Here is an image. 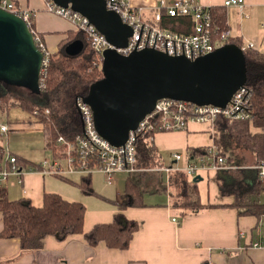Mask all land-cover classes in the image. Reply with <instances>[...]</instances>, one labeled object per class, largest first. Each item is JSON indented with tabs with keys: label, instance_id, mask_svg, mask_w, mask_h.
Masks as SVG:
<instances>
[{
	"label": "crops",
	"instance_id": "1",
	"mask_svg": "<svg viewBox=\"0 0 264 264\" xmlns=\"http://www.w3.org/2000/svg\"><path fill=\"white\" fill-rule=\"evenodd\" d=\"M8 1L12 2L17 10L34 12L31 23L33 30L49 54L58 51L60 43L67 38L68 33L75 32L73 25L68 20L46 12L43 0ZM173 1L129 0V3L135 8L142 9L143 17L149 20L154 8L160 2L169 5ZM197 1L203 6L223 8L225 0ZM223 9L231 38H239L243 47L245 41L250 40L254 44L253 48L258 49L256 48L258 42L264 41V0H244L242 8L230 6ZM160 27L171 31L162 27L161 24ZM183 28L186 33H189L190 30L193 33L194 24L191 27ZM171 32L182 35L192 34ZM258 50L264 51V48ZM5 88L8 89V86ZM0 120L7 123L10 128L6 136H9V132L22 129L24 126L32 125L42 128L41 124L36 122L29 112L19 107L10 109L6 114H0ZM251 131L255 133L258 130L253 128ZM212 134L210 126L201 123H190L185 130L181 131L158 132L152 138L157 150L156 160L160 167H183L193 161L197 162L202 157L203 152L189 157L187 150L190 148L204 150L205 147L213 143ZM4 143H6L5 140ZM35 143L37 142L34 141ZM34 149L36 157L32 154L26 157V150H20L21 155L13 154L37 164L44 157L38 160L37 154L41 151L36 149V145ZM174 153H181L184 159L176 162L172 157ZM250 159L248 158L249 161ZM257 165L252 164L248 167L258 171ZM21 170L22 173L19 176L12 175L4 184H1L6 188L9 199H29L33 205L40 206L43 193L47 192L59 194L68 201L82 203L75 197V193L65 187L63 183L58 186L60 191H64L60 192L52 180L46 176L47 174L40 170L31 168ZM217 172L206 170L198 173L196 176H199L200 180L195 182V188L197 198L202 206L208 204L218 206L202 208L196 212H187L185 215H182V210L174 209L171 205L172 197L178 190L170 182L169 176L173 172L156 173L145 170L143 175L138 172L124 173L143 191L142 201L144 203V206H128L123 210L127 219L139 223V228L134 234L130 246L125 250L110 249L103 243L96 247H89L82 235H69L61 241L53 236H47L40 250L21 253L17 239H0V262L1 264H264V215L260 217L238 215L235 209L220 206L230 204L232 197H220L215 182ZM94 173L102 174L101 172ZM201 174H204L207 180L206 191L199 183L204 179ZM70 175L72 174L67 175V178ZM53 176L55 177V175ZM189 177L194 182L195 176ZM259 178L262 183V191L258 201L264 203V175L263 177L259 176ZM73 182L76 183L77 181ZM65 184L77 188L75 184L67 182ZM11 187L15 189L14 192L10 190ZM76 190L80 194L79 189ZM99 197L104 198L103 200L110 204L114 205L112 201L117 203L116 199H109L102 195ZM116 212L117 209L90 213L86 210L83 224L84 232L90 230L95 223L109 222ZM174 212L180 215V218L172 215ZM173 218L175 221H172ZM1 229L0 216V231ZM255 244L259 246H254Z\"/></svg>",
	"mask_w": 264,
	"mask_h": 264
},
{
	"label": "trees",
	"instance_id": "2",
	"mask_svg": "<svg viewBox=\"0 0 264 264\" xmlns=\"http://www.w3.org/2000/svg\"><path fill=\"white\" fill-rule=\"evenodd\" d=\"M224 8V7H223ZM222 7H210L214 28L218 33L228 30L226 14ZM159 24L174 32L186 33L183 27L190 26L193 21L187 16L168 17L162 15ZM30 29L33 30L31 24ZM35 33V31H34ZM36 34V33H35ZM37 35V34H36ZM74 40L83 43V49L78 55L69 56L65 47ZM227 43L236 44L243 49L246 82L248 93L244 112L247 117L229 119L218 116L213 124V143L218 147L224 164L230 166L216 173L215 182L221 198L232 197V202L222 207H231L238 215L260 217L264 215V203L258 201L262 191V183L258 171L248 167L257 165L264 160V51L254 48H244L239 38H229ZM45 46V45H44ZM97 55L86 41V37L77 31L67 34L60 43L57 52L49 54L45 75L40 78V93L26 98L13 90L6 89L0 82V114H6L10 109L19 107L30 113L34 120L41 124L44 148L50 154L51 160L62 159L64 147L57 143L59 136L69 141L81 133L82 125L76 107V98H84L89 86L102 77L101 69L96 62ZM37 109L38 113L33 115ZM47 109L48 114L44 113ZM258 130L252 132V129ZM3 136L0 134V169L9 168L5 161L8 153L15 156V166L19 169L40 167L25 158L11 152L5 153ZM153 134L139 137L136 142V167H159L157 150L151 140ZM189 157L197 155L203 149H188ZM248 158H251L250 161ZM172 185L178 189L172 197V208L187 212H196L202 208L218 205L200 204L197 198L196 183L183 171L173 172ZM91 173L81 175L76 183L67 175H55L61 181L75 184L86 196L96 195L91 185ZM143 191L138 185L127 178L124 183L121 202L114 203L117 212L109 222L95 223L90 230L84 232L83 224L86 207L78 201H68L56 193H43L42 203L35 206L29 199L11 200L6 188L0 185V216L2 229L0 239H17L20 252L40 250L47 236L64 240L69 235H82L89 247L103 243L107 248L125 250L130 246L134 234L139 228L135 220L127 219L123 210L128 207L144 206ZM1 264V262H0Z\"/></svg>",
	"mask_w": 264,
	"mask_h": 264
},
{
	"label": "built area",
	"instance_id": "3",
	"mask_svg": "<svg viewBox=\"0 0 264 264\" xmlns=\"http://www.w3.org/2000/svg\"><path fill=\"white\" fill-rule=\"evenodd\" d=\"M46 12L68 20L75 31L82 33L86 41L97 55L96 66L101 69L102 53L107 49H114L121 55H128L134 50L151 48L169 56H184L194 60L213 52L216 48L228 44L231 37L230 31L218 33L214 28L210 7L203 6L197 0H174L165 5L160 2L154 8L152 17L148 20L143 17L142 9L135 8L129 0H104L106 9L115 12L122 23L131 28V36L125 47H114L109 44L103 35L89 23L87 18L69 7L63 8L55 5L52 0H43ZM244 0H225L224 7L236 6L242 8ZM0 8L20 17L27 26L31 27L33 11L17 10L12 2L0 0ZM162 15L168 17L187 16L194 24L193 33L182 35L173 33L160 27ZM34 42L43 54L40 78L45 75L48 65L49 52L38 36L30 29ZM252 41H245L244 48H253ZM245 87L234 92L229 102L224 107L209 104L198 105L192 102L163 98L157 100L153 110L138 123L133 131H130L126 142L121 146H113L103 139L95 130L93 115L90 107L83 103V98H76V107L80 113L82 130L72 140H65L59 136L57 143L63 145L62 159L51 160L44 157L37 163L40 171L51 175L79 174L87 175L101 172L108 184H111L117 173H135L142 171L136 165V142L139 137L158 132H173L185 130L190 123H201L210 126L213 132V124L218 116L229 119H241L247 117L244 112L246 96ZM45 109L44 113L48 114ZM38 110L33 111L36 115ZM7 123L0 120V134H7ZM153 137H151L152 140ZM199 161L188 163L185 166L159 167L156 170L167 173L183 171L186 175L194 177L201 171H220L227 169L224 158L220 155L218 147L212 143L202 151ZM176 162L184 159L181 153L172 155ZM5 161L10 164L9 168L0 169V185L4 184L12 176H19L22 170L15 166V156L8 153ZM260 177L264 175V161L256 167ZM172 221H175L173 218ZM254 246H259L255 244Z\"/></svg>",
	"mask_w": 264,
	"mask_h": 264
},
{
	"label": "water",
	"instance_id": "4",
	"mask_svg": "<svg viewBox=\"0 0 264 264\" xmlns=\"http://www.w3.org/2000/svg\"><path fill=\"white\" fill-rule=\"evenodd\" d=\"M52 1L87 18L114 47H125L131 36V28L106 9L104 0ZM82 49L83 43L74 40L65 53L74 56ZM42 59L27 24L0 8V82L39 94ZM101 73L89 86L83 103L92 111L96 132L113 146L126 142L129 132L153 110L157 100L224 107L246 82L243 49L230 43L194 60L151 48L128 55L107 49L102 53ZM198 180L199 176L193 178Z\"/></svg>",
	"mask_w": 264,
	"mask_h": 264
},
{
	"label": "rangeland",
	"instance_id": "5",
	"mask_svg": "<svg viewBox=\"0 0 264 264\" xmlns=\"http://www.w3.org/2000/svg\"><path fill=\"white\" fill-rule=\"evenodd\" d=\"M256 48L263 49L264 48V41L263 42L259 41L258 44L256 45ZM5 86L7 87V85H5ZM8 89L13 90L18 94H23V96H25L26 98L27 97L32 98L34 95V94L30 93L29 90H27L25 88H21V87H10V86H8ZM5 136H6V134L3 136V141L5 140V142H6V143H4L5 144V153L7 151V152L17 153V154L21 155L20 150H26V154H27V155H25L26 157L30 156L31 154L34 157H36V153L34 152L35 151L34 148L36 145V149L41 151L37 154L38 160L41 159L42 157H45V156L49 157L50 156L49 152L43 148V142L44 141H43V136H42V128L40 126H32V125H29L28 127L24 126V127H22V129H18L16 131L9 132V136H6V137ZM34 141H36L37 143L34 144ZM159 167L152 166V167H149L146 169L140 168V169H142V171H140L138 173H141V175H143V172L145 170L154 171L156 173H163L164 171L156 170ZM175 174L176 173L170 175L169 178L172 180V178H174ZM201 175L203 176L204 179L199 183H200L201 187L205 188L207 180H206V177L204 174H201ZM46 176L52 180V183L57 187L58 190H59L58 186L61 185L60 183H63V185L65 187H67L68 189H71V191H73V193H75V197L78 200L82 201V203H84L88 213L95 212V211L116 210L115 205L110 204L109 202L103 200L104 198L99 197V195H102V196L109 198V199H116L117 202H121L122 198H123L124 181L126 178H128V176L126 174L118 173L114 176V180H113L112 184H108L105 181L103 174L93 173L91 175V185H92V188L95 190L96 195L86 196L81 192H80V194H78L79 192H78V190H76L78 188L75 189L71 186H68L67 184H65V182L60 181L58 178L54 177L51 174H47ZM141 177H143V176H141ZM155 177H158V175H155ZM69 178L73 181H78L80 177H79V174H72V175H70ZM171 180H170V182H171ZM190 180H192V179H190ZM10 190L12 192L15 191V189L12 187L10 188ZM206 190L207 189L205 188V191ZM59 191H57V192H59ZM60 192H64V191H60ZM12 196L14 197V195H12ZM172 215L176 216V218H180V215H178L175 212L172 213Z\"/></svg>",
	"mask_w": 264,
	"mask_h": 264
}]
</instances>
